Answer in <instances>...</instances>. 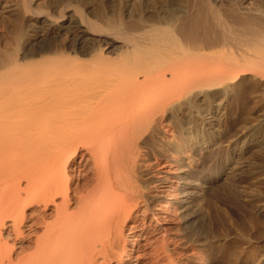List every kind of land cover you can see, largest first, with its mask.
Returning <instances> with one entry per match:
<instances>
[{
  "label": "bare ground",
  "instance_id": "6f19581e",
  "mask_svg": "<svg viewBox=\"0 0 264 264\" xmlns=\"http://www.w3.org/2000/svg\"><path fill=\"white\" fill-rule=\"evenodd\" d=\"M38 3L22 0L36 15L15 16L0 47L15 78L0 82V264H210L206 246L225 241L193 232L182 156L212 143L236 87H264V3L181 0L169 15L127 3L117 18ZM255 128L240 145L264 149ZM251 201L262 220L264 195Z\"/></svg>",
  "mask_w": 264,
  "mask_h": 264
},
{
  "label": "rangeland",
  "instance_id": "374dc122",
  "mask_svg": "<svg viewBox=\"0 0 264 264\" xmlns=\"http://www.w3.org/2000/svg\"><path fill=\"white\" fill-rule=\"evenodd\" d=\"M81 1L82 0H74L73 2V0H70L68 3L67 0L65 1L64 0H60V1L59 0H35V4L39 2L38 3L39 7L38 5H36L37 7H34L33 10L38 11V14H39V13H43L45 11H49V9L54 8L56 9V12L59 11V13H61L64 9L62 11H60L59 9L64 8L65 6H67V4L68 6L65 9H70L68 7H71L73 9L75 6L81 7L82 6ZM180 1L181 0H155V1L154 0H135V1L133 0H125V1L124 0H121V1L120 0H83V2L86 3L85 5L90 7V9L92 8L93 10L96 9L94 11H100V9L102 11V9H104L105 13H109L113 15L115 18L119 17L121 14H124L125 6L127 5V3L129 4V7L134 9L135 12L138 11L139 9L141 10L146 9L147 11H149L155 6L154 8L156 9L153 8L152 9L153 12H151L152 10H150L149 13L151 12L152 14H155V15H169L174 7L175 8L173 10L179 8ZM250 1L251 3L252 2L254 3L263 2L264 3V0H256V1L247 0V2H250ZM64 2H67V3H64ZM152 2H154L155 5ZM55 4L57 5L55 6ZM14 6L15 8L13 9ZM140 6L141 7L143 6V7L141 8ZM144 6H146V8ZM98 7H101V8H98ZM22 8H23L22 0H0V19L1 18L4 19V20L2 19L0 20V47L6 49L8 47L7 45H9L8 43H10L9 38H12L10 39V41L13 40L12 43H10V45L12 46L14 42V39H13L15 35L14 32L16 28L18 27L15 24H17L18 21L19 23L21 21V20H16L17 21L16 22L15 21L16 17L22 19L24 18V15H25V18L30 19L31 16L36 15L32 12L25 13V11ZM13 10L15 12H13ZM122 10L123 12H121ZM18 11H20V13ZM115 12H117V14ZM15 13L16 14L18 13V14L16 15ZM20 14H22L23 17ZM14 28H15L14 32L11 31ZM32 32L33 31H31V33ZM12 34H14L13 37L12 36L9 37V35H12ZM40 47L42 48L43 46H39V47L35 46L33 48L35 52H37L41 50ZM8 69L9 68H7L6 70L8 71ZM0 70H1L0 71V82L1 83H2L1 78H4V81L2 83L3 86L14 87V84H13L14 82L12 81L10 82V80L14 77V75L13 74L12 76L10 75L11 78L10 76L7 77L5 76L7 75L5 73H8V72L5 71V69H0ZM2 70L5 73L2 72ZM4 76L7 77L8 79L5 78ZM13 79L15 80V78ZM1 83H0V86L3 87ZM251 88L247 87V85H244L243 87L235 88L234 94L232 95L233 99L231 98L229 100V105L226 108V114L225 116H223L225 125H223L222 130L218 133V135L216 134L217 136L213 135L214 137H212V134L209 133V131L205 133L207 140L208 141L211 140L212 142L210 143L209 146L205 148L198 147L195 149L196 151H191V150L186 149L184 150V154L182 156L184 164L181 165V168L182 170H185L186 173H188V175H186L188 180L186 178L185 181L192 183V185L190 186L189 192L191 190L199 192V193L196 192V194L191 199V210H194V212L196 213L198 211L199 213V217L197 218L198 221H196V224L192 226L193 232H197L196 234L205 232V234L198 236L200 238V241H199L200 244H202L203 242L204 243L211 242V240L213 241L214 239L211 238L213 235H216V237L220 239H224L225 241L223 245H219V246L213 245V247L211 248L210 247L207 248L206 246V249H209L206 251L208 254L207 253L206 254L208 255L207 257L210 258L209 259L210 264H230L232 260V256H230L232 254L231 251L238 250V249H239L238 251L241 250L240 253H242L239 255V260L241 264H264V217L261 220V218H258L257 215H255V212L253 211L257 207V205L255 206V203L251 201V200H254L255 195L257 196L259 195V193L260 195H264V149H260V147L256 145L250 146V147H245V145L243 146L240 145L242 144L241 141L244 139V137H247L246 136L247 134H249V136L253 135L252 131L253 129H256L255 127L257 125H260L259 134L261 138L264 137V89H263L264 87L263 88L262 87H251ZM244 124L246 126H244ZM249 126H252V127H249ZM172 130H170L171 133L169 132V134H172L173 132ZM246 140L248 141L247 144L250 143L251 137L249 138L250 142L248 138ZM237 146L239 147V149L243 148L242 149L243 152L242 151L239 152ZM237 156L240 158H238ZM160 161H163V160H160ZM154 162L155 160L153 156L150 155V153H148V155L145 156V164L146 165L148 164L151 170L159 168L160 165H156V163ZM235 162L237 163L238 166L235 164ZM233 167H235V169ZM182 173L183 171H181V174ZM196 184H198L200 187L195 189L193 185H196ZM248 185L249 187H247ZM216 192L218 193L217 194L218 196L217 195L214 196ZM253 192H255L256 194L255 193L253 194ZM221 195L222 197H220ZM249 197L252 199L250 200ZM218 200H221V201H218ZM246 203H247V206H245ZM251 203H254V204H251ZM206 204H208L209 206ZM248 204H251V205H248ZM245 209H248L249 211ZM221 213H224L222 215L224 217L221 216ZM175 216L177 218L180 217L178 214ZM175 216L173 217L172 222L178 225L182 222L181 221L180 223H178V221L182 219H177ZM249 217L251 221H249L250 220ZM202 226L204 229L202 228ZM205 240H208V241H205ZM237 252L236 254H239Z\"/></svg>",
  "mask_w": 264,
  "mask_h": 264
}]
</instances>
